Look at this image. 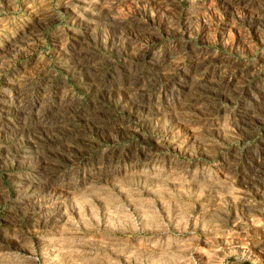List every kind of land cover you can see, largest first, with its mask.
I'll return each mask as SVG.
<instances>
[{"label": "rangeland", "instance_id": "1", "mask_svg": "<svg viewBox=\"0 0 264 264\" xmlns=\"http://www.w3.org/2000/svg\"><path fill=\"white\" fill-rule=\"evenodd\" d=\"M0 264H264V0H0Z\"/></svg>", "mask_w": 264, "mask_h": 264}]
</instances>
